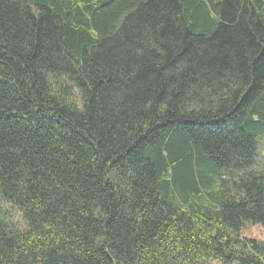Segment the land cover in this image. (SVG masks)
<instances>
[{
	"label": "trees",
	"instance_id": "16d2710c",
	"mask_svg": "<svg viewBox=\"0 0 264 264\" xmlns=\"http://www.w3.org/2000/svg\"><path fill=\"white\" fill-rule=\"evenodd\" d=\"M264 0H0V264H264Z\"/></svg>",
	"mask_w": 264,
	"mask_h": 264
},
{
	"label": "rangeland",
	"instance_id": "374dc122",
	"mask_svg": "<svg viewBox=\"0 0 264 264\" xmlns=\"http://www.w3.org/2000/svg\"><path fill=\"white\" fill-rule=\"evenodd\" d=\"M256 141H257L259 151L263 152L264 154V138L258 136L256 138ZM249 236H251L252 238H255V240H258V241H264V230L261 228L255 227L254 229L250 231Z\"/></svg>",
	"mask_w": 264,
	"mask_h": 264
}]
</instances>
